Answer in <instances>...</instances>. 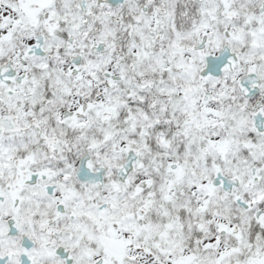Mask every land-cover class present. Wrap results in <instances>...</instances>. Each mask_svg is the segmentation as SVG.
I'll return each instance as SVG.
<instances>
[{
  "label": "snow or ice",
  "instance_id": "snow-or-ice-1",
  "mask_svg": "<svg viewBox=\"0 0 264 264\" xmlns=\"http://www.w3.org/2000/svg\"><path fill=\"white\" fill-rule=\"evenodd\" d=\"M0 264H264V0H0Z\"/></svg>",
  "mask_w": 264,
  "mask_h": 264
}]
</instances>
